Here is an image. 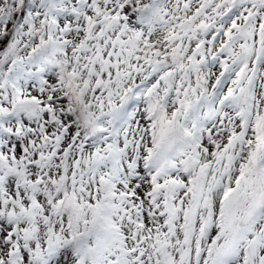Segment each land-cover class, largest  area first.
Wrapping results in <instances>:
<instances>
[{
	"label": "snow or ice",
	"instance_id": "6c2138e0",
	"mask_svg": "<svg viewBox=\"0 0 264 264\" xmlns=\"http://www.w3.org/2000/svg\"><path fill=\"white\" fill-rule=\"evenodd\" d=\"M0 264H264V0H0Z\"/></svg>",
	"mask_w": 264,
	"mask_h": 264
}]
</instances>
